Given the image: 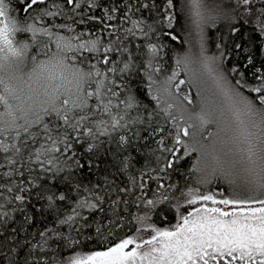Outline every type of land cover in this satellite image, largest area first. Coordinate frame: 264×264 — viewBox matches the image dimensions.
Instances as JSON below:
<instances>
[{"label":"snow or ice","instance_id":"obj_1","mask_svg":"<svg viewBox=\"0 0 264 264\" xmlns=\"http://www.w3.org/2000/svg\"><path fill=\"white\" fill-rule=\"evenodd\" d=\"M0 264H264V0H0Z\"/></svg>","mask_w":264,"mask_h":264},{"label":"trees","instance_id":"obj_2","mask_svg":"<svg viewBox=\"0 0 264 264\" xmlns=\"http://www.w3.org/2000/svg\"><path fill=\"white\" fill-rule=\"evenodd\" d=\"M214 36V34H212Z\"/></svg>","mask_w":264,"mask_h":264}]
</instances>
